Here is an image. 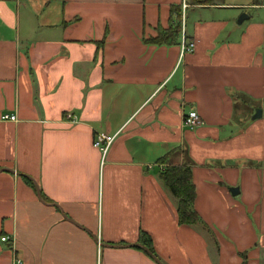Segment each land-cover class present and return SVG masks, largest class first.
<instances>
[{"label": "crops", "instance_id": "0c3cea01", "mask_svg": "<svg viewBox=\"0 0 264 264\" xmlns=\"http://www.w3.org/2000/svg\"><path fill=\"white\" fill-rule=\"evenodd\" d=\"M180 1L0 0V264H264V1L146 42ZM184 162L192 224L160 177Z\"/></svg>", "mask_w": 264, "mask_h": 264}, {"label": "trees", "instance_id": "16d2710c", "mask_svg": "<svg viewBox=\"0 0 264 264\" xmlns=\"http://www.w3.org/2000/svg\"><path fill=\"white\" fill-rule=\"evenodd\" d=\"M219 0H189L190 5L213 4ZM221 1V0H220ZM253 4H259L260 0H252ZM180 4H173L170 7L172 19L167 28H159L157 35L146 39L152 44H174L177 42L181 31ZM169 152L159 160L164 161ZM160 177L165 186L176 197V213L180 223L192 224L200 221V216L193 207L195 188L191 179V167L187 162L170 164L161 170ZM140 243L151 249V240L148 234L143 231L139 233Z\"/></svg>", "mask_w": 264, "mask_h": 264}, {"label": "built area", "instance_id": "2783aa9c", "mask_svg": "<svg viewBox=\"0 0 264 264\" xmlns=\"http://www.w3.org/2000/svg\"><path fill=\"white\" fill-rule=\"evenodd\" d=\"M180 6H181V16L183 17V11L190 6L189 0H181L180 1ZM194 47L193 41H188L184 37L182 38L180 42V56H183L184 53L191 51ZM66 117L69 119L73 118V115L71 113H67ZM2 119H10V120H16V115L15 114H9V113H3L1 115ZM183 122L184 125L187 127L193 128L197 126L198 124L201 123V119L199 114L197 113L196 110H189L183 117ZM114 135H109L104 132H98L95 135L94 139V145L98 147L103 154L106 153L110 143L113 141ZM162 168V170L165 168L163 163L159 164ZM1 240H8L9 237L7 235H2L0 237ZM13 264H22V260L20 258H17L14 256V261Z\"/></svg>", "mask_w": 264, "mask_h": 264}, {"label": "water", "instance_id": "95a60500", "mask_svg": "<svg viewBox=\"0 0 264 264\" xmlns=\"http://www.w3.org/2000/svg\"><path fill=\"white\" fill-rule=\"evenodd\" d=\"M247 15H246V13H241L240 14V16L238 17V22H241L245 17H246ZM261 115V109L260 108H258V109H256V111H255V114H254V117H258V116H260ZM230 190H231V193L232 194H236L238 191V189H236V188H230ZM39 195V194H38ZM143 247H144V249H146L147 251H149L148 250V248L146 247V246H144V245H142Z\"/></svg>", "mask_w": 264, "mask_h": 264}, {"label": "rangeland", "instance_id": "374dc122", "mask_svg": "<svg viewBox=\"0 0 264 264\" xmlns=\"http://www.w3.org/2000/svg\"><path fill=\"white\" fill-rule=\"evenodd\" d=\"M236 1H243V0H236ZM260 1H264V0H260ZM186 10H187V8L183 11L184 16H185ZM180 16H181V14H180ZM239 16H240V15H239ZM239 16H238V17H239ZM180 21L182 22L181 17H180ZM181 30H182V26H181Z\"/></svg>", "mask_w": 264, "mask_h": 264}]
</instances>
